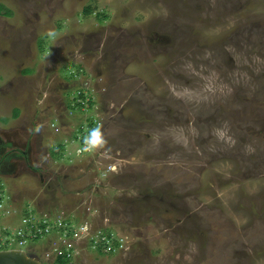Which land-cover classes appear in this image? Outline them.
Segmentation results:
<instances>
[{
	"label": "rangeland",
	"instance_id": "obj_1",
	"mask_svg": "<svg viewBox=\"0 0 264 264\" xmlns=\"http://www.w3.org/2000/svg\"><path fill=\"white\" fill-rule=\"evenodd\" d=\"M0 127L38 170L0 179L4 249L264 264V0H0Z\"/></svg>",
	"mask_w": 264,
	"mask_h": 264
},
{
	"label": "flooded vegetation",
	"instance_id": "obj_2",
	"mask_svg": "<svg viewBox=\"0 0 264 264\" xmlns=\"http://www.w3.org/2000/svg\"><path fill=\"white\" fill-rule=\"evenodd\" d=\"M1 128V127H0ZM32 143L21 146L9 133L0 129V179L16 175L21 168L30 167L35 173L38 170L32 167ZM28 164H25V163Z\"/></svg>",
	"mask_w": 264,
	"mask_h": 264
},
{
	"label": "built area",
	"instance_id": "obj_3",
	"mask_svg": "<svg viewBox=\"0 0 264 264\" xmlns=\"http://www.w3.org/2000/svg\"><path fill=\"white\" fill-rule=\"evenodd\" d=\"M28 213L29 215H27L24 218L23 225L21 226V228L18 229L15 235V237L18 238L20 245L25 244L27 242V239H36L38 236L43 238V237H47L48 235L52 233L50 219H47V218H44L42 220L40 219L38 220L39 221L38 224H35V221H36L35 216L33 215L31 211ZM40 224L42 226H40ZM36 225H37L36 229L33 230ZM61 226H63V224ZM3 229L5 230L6 228H3ZM62 231H63V228H62ZM65 236L67 238H70L67 233ZM0 250H4V244L1 238H0Z\"/></svg>",
	"mask_w": 264,
	"mask_h": 264
},
{
	"label": "water",
	"instance_id": "obj_4",
	"mask_svg": "<svg viewBox=\"0 0 264 264\" xmlns=\"http://www.w3.org/2000/svg\"><path fill=\"white\" fill-rule=\"evenodd\" d=\"M0 264H45L22 249L0 250Z\"/></svg>",
	"mask_w": 264,
	"mask_h": 264
},
{
	"label": "clouds",
	"instance_id": "obj_5",
	"mask_svg": "<svg viewBox=\"0 0 264 264\" xmlns=\"http://www.w3.org/2000/svg\"><path fill=\"white\" fill-rule=\"evenodd\" d=\"M94 137H101L102 138V131H101V127L97 126L96 128L92 129L89 136L85 137L84 139V151H89V150H95V143L94 140L92 138ZM6 250V249H4Z\"/></svg>",
	"mask_w": 264,
	"mask_h": 264
},
{
	"label": "trees",
	"instance_id": "obj_6",
	"mask_svg": "<svg viewBox=\"0 0 264 264\" xmlns=\"http://www.w3.org/2000/svg\"><path fill=\"white\" fill-rule=\"evenodd\" d=\"M31 212H32V211H31ZM27 215H29V213H27ZM27 215H26V216H27ZM34 216H35V215H34ZM35 219H36V218H35ZM50 222H51V221H50ZM64 223L66 224V223H68V222H65V221H64ZM40 226H42V225L40 224ZM36 227H37V225L35 226V228H34L33 230H35ZM63 228H65V226H63ZM60 229H61V231H62V228H60ZM5 230H7V229H5ZM6 232H7V231H6ZM68 236H69V235H68ZM106 236L109 237L110 234H106ZM40 238H41V237L38 236L36 239H29V240L35 242V241H40ZM97 243H98V241H97ZM101 245L104 246V245H103V242H102V244L99 245V247H100ZM111 249H112V248H111ZM101 252H103V251H101ZM68 257H69L68 253H66L65 255H59V262L62 263V264H70L71 262H70V260H68Z\"/></svg>",
	"mask_w": 264,
	"mask_h": 264
}]
</instances>
